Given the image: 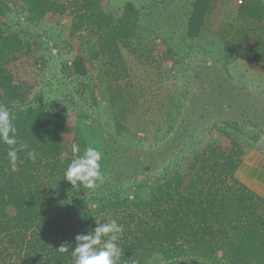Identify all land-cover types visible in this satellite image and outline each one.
Segmentation results:
<instances>
[{
  "label": "trees",
  "instance_id": "trees-1",
  "mask_svg": "<svg viewBox=\"0 0 264 264\" xmlns=\"http://www.w3.org/2000/svg\"><path fill=\"white\" fill-rule=\"evenodd\" d=\"M22 1L27 8L22 20L30 25L27 30L42 21L52 23L69 8L74 14L70 36L80 38L85 32L89 38L96 37L93 57L109 60L111 67L103 64L107 81L102 73H91V58L80 41L69 68L81 82L93 77L88 83L90 99L98 109L97 95L107 82L101 92L111 104L106 120L113 121L118 134L128 137L119 144L150 148L165 137L166 132L161 137H141L136 130L128 135L130 117L118 119L122 112L114 110L116 102L125 100L121 95L125 87L113 80L126 75L122 51L124 47L134 51L130 42L140 30V8L131 1L116 11L103 0ZM219 5V0H194L184 29L186 55L210 28L208 22ZM233 11L234 16L220 24L206 45L218 46L225 66L237 60L255 62L264 74V0H243ZM11 13L9 2L0 0V106L14 117L19 141L18 172L11 171L9 146L0 141V264H74L71 251L61 253L58 248L65 243L74 248L76 235L94 229L96 219L102 224L116 220L123 226L118 264H151L157 258L162 264H264V195L237 174L260 138L254 128L264 129V111L248 106L249 115L242 122L214 123L219 135L208 141H194L195 131L182 140L179 136L180 148L158 180L150 183L145 177L137 183L133 176L125 180L124 163L138 164L134 153L113 148L112 140L103 135L100 119L59 109L50 98L51 91L39 85L37 78L24 77L22 61L37 49L35 43L42 46L43 41L25 39L24 23L13 20ZM207 77L214 86L217 77ZM176 94L167 108V132L182 112L181 95ZM188 124L180 127L181 132ZM72 143L80 145V154L87 147L102 153L104 179L94 190L74 188L64 179L74 158ZM174 143L171 140L165 146L168 151ZM20 144L27 148L20 151ZM30 151L35 160L29 157ZM62 152L67 154L63 161ZM183 152H187L184 157ZM117 159L122 161L116 163ZM149 165L144 170H150Z\"/></svg>",
  "mask_w": 264,
  "mask_h": 264
},
{
  "label": "rangeland",
  "instance_id": "rangeland-1",
  "mask_svg": "<svg viewBox=\"0 0 264 264\" xmlns=\"http://www.w3.org/2000/svg\"><path fill=\"white\" fill-rule=\"evenodd\" d=\"M7 1L12 7V19L24 23L23 37L43 41L42 46L35 43L37 49L30 53L28 60L22 61L24 77L37 78L39 85L51 91L50 98L56 101L59 109L76 116L83 112L88 119H100V128L104 137L112 140L111 146L124 147L125 152L134 153L138 164L124 163L123 167L127 171L125 180L130 176L137 183H142L145 177L150 183L158 180L163 169L174 159L173 152L180 148L179 136H182V140L183 135L195 131L197 134L194 141H208L219 135L214 123L221 126L226 121L242 122L249 115L246 109L248 106L264 111V74L261 67L245 60H237L225 66L218 46L210 43L211 46L206 45L207 38H211L218 27L234 16L233 9L241 4L239 0H219L220 5L208 22L210 28H207L204 37L195 42L197 45L187 55V42L184 44L183 41L194 0H103L114 11L130 1L141 9L140 30L130 42L134 51L128 47L122 51L126 65L124 74L127 77L121 75L118 80H113L114 83L118 82L117 85L125 87L121 93L125 100L123 103L116 102L114 110L122 112L118 119L126 121L130 117L131 130L126 131L128 135H132L131 132L135 130L141 137L155 138L166 134L155 146H140L136 149L134 143L119 144L120 139L126 138L125 133L118 134L113 121L106 120L111 104L108 95L101 92L108 87L107 82L97 95L100 105L98 109L90 99L91 86L88 83L93 81V77H87L81 82L80 78L71 75L70 61L76 55L80 41L86 55L91 58V73H102L107 81L104 69L111 67L109 60L93 57L96 37L89 38L85 32L79 35L80 38L70 36L74 14L69 8L52 23L45 24L42 21L31 31L27 30L26 25L29 24L25 25L22 20L27 13L26 4L22 0ZM181 55L186 56L182 58ZM207 75L217 77L215 87L211 86ZM175 93L176 96L181 95L182 112L174 123L175 127L167 132V108ZM104 108L107 109L106 114ZM186 123H190L188 129L181 132L180 127H186ZM262 125L264 127V122ZM254 130L256 133L260 131V138L253 148L260 142L264 147V129L257 126ZM147 140L150 141L149 138ZM171 140L175 143L173 149L168 151L165 146H169ZM186 155L187 152L180 153L182 157ZM119 161L122 159H117L116 163ZM152 162L154 165H149ZM146 165L151 166V169L144 170ZM142 191L147 192L146 189ZM151 264H162V261L157 258Z\"/></svg>",
  "mask_w": 264,
  "mask_h": 264
},
{
  "label": "clouds",
  "instance_id": "clouds-1",
  "mask_svg": "<svg viewBox=\"0 0 264 264\" xmlns=\"http://www.w3.org/2000/svg\"><path fill=\"white\" fill-rule=\"evenodd\" d=\"M14 117L6 107L0 106V141L9 146L7 153L12 172H18L17 129L13 123ZM27 148L26 144H20L19 150ZM71 151L74 158L68 164L64 172L66 179L74 188L94 190L98 182H103L102 153L94 147H87L80 154V145L72 143ZM32 160L36 159L33 152H28ZM67 154L61 153V160L66 159ZM96 219V227L87 231V234H77L74 248L68 243L61 245L58 251L67 253L75 258L74 264H118L121 249L118 241L124 229L116 220L100 223Z\"/></svg>",
  "mask_w": 264,
  "mask_h": 264
},
{
  "label": "crops",
  "instance_id": "crops-1",
  "mask_svg": "<svg viewBox=\"0 0 264 264\" xmlns=\"http://www.w3.org/2000/svg\"><path fill=\"white\" fill-rule=\"evenodd\" d=\"M237 174L248 187L259 193H264V147L262 142L248 151Z\"/></svg>",
  "mask_w": 264,
  "mask_h": 264
},
{
  "label": "built area",
  "instance_id": "built-area-1",
  "mask_svg": "<svg viewBox=\"0 0 264 264\" xmlns=\"http://www.w3.org/2000/svg\"><path fill=\"white\" fill-rule=\"evenodd\" d=\"M239 2H240V3H242V2H243V0H239Z\"/></svg>",
  "mask_w": 264,
  "mask_h": 264
}]
</instances>
